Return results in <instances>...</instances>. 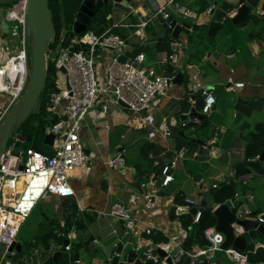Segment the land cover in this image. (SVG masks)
<instances>
[{
	"label": "crops",
	"instance_id": "obj_1",
	"mask_svg": "<svg viewBox=\"0 0 264 264\" xmlns=\"http://www.w3.org/2000/svg\"><path fill=\"white\" fill-rule=\"evenodd\" d=\"M13 1L15 0H0V48L8 47L6 38L10 40L12 46H15L17 42L14 35L17 25H12V21L7 18V12L20 0L16 3ZM168 1L130 0L128 3L130 12L109 7L108 26L105 31L114 25L113 33L126 41L128 57L143 53L146 66L153 68L159 77L172 75L175 77L181 74L182 83H173L164 96L157 97L150 108L140 114H133L128 109L116 105L112 98L99 97L81 121L78 131L88 160L82 169L75 170L69 178L68 184L73 190V195L69 197L45 195L34 208L39 207L41 223L44 222V224L40 222L34 224V232L38 231V235H41L44 231L51 229L61 242H50L48 247L44 248L36 240L38 235L35 233L30 242L36 240V243L28 249L30 242L20 243L17 240L19 230L15 242L20 245V251L14 250L10 258L6 251L3 257L5 261L10 262L12 255L23 250V254L26 252L24 255L21 254L23 264H47L46 260L49 257H52L53 262L63 264L60 260L62 253L68 255L69 264L75 253L76 260L79 259L84 264H101L103 262L98 254L99 244L107 243L110 235L123 238L129 234L128 243L138 244L140 247L161 248L169 254L180 250L197 254L205 248L200 244H192L188 249L184 247L187 231L180 217L182 215L193 217L194 215L189 213L192 208L198 211L202 208H210V213L214 216L211 212L213 206L227 203L228 200L225 203H213L211 194L221 184H227L235 179V167L245 159L244 151L250 133L257 123L264 122V95L258 92L260 86L256 80V76L262 72L264 86V0H259L252 8L258 20L255 24L253 23L254 26L248 24L246 35L240 31L244 27L237 30L236 27L239 24L235 26L230 22L229 18L235 13L225 15L222 22H216L224 25L216 37L214 48L209 49L199 62L190 60L202 46L203 29L210 21H214L213 16H207L205 11L197 13L198 18L189 23L201 27L188 35L181 32L178 39H174L163 30L160 24L162 16L157 14L155 9L164 8L168 15L175 16L177 22H183L184 18L176 17L173 8L181 6L195 12L193 7L198 0H172L173 6ZM218 3L219 6L226 3L236 7L242 4L251 10L249 0H218ZM253 13L249 11L248 15ZM139 18L148 21L144 38L134 34ZM228 22L229 26L224 28ZM232 26H235L234 31L238 34L234 33ZM105 31L101 35L93 34L101 37ZM250 34H262L263 38L255 35L253 39H250ZM78 38L76 36L74 40ZM164 38L167 41L171 38L172 42L174 40L180 45L179 60L175 67L168 62V52L158 49L161 47L158 45L159 39ZM72 42L73 40L69 46L76 45ZM79 46L81 51L87 50L85 45ZM60 47L63 46L60 45L56 50L49 52L51 55L48 57L51 61L55 60L56 51ZM111 56L112 52L109 50L101 48L96 50L95 58L98 59V62H95L96 72L102 80L105 78V69ZM248 71L250 72L247 73ZM247 74L253 79V83L248 84L244 81L243 78ZM195 75H199L202 84L216 94V103L208 116L201 115L196 109L197 101L202 100L201 96L191 95L187 90L188 80ZM229 80L233 83H243L244 86L236 89ZM2 101L3 98L0 97V102ZM192 110L201 118L189 119L182 125L181 116L189 114ZM256 114L259 115L256 116ZM201 123L204 124L201 125ZM18 137L23 142V139ZM184 140L203 141L207 144L206 146H209L207 156L199 155L197 144V148L192 150ZM182 148L186 149V153L182 159H178L177 153ZM119 152H122L125 162L123 171L111 169L106 164ZM174 159L177 163L171 170L173 181L168 187H163L161 186L163 180L161 168ZM198 161L200 165L208 166L209 164V166L197 167ZM256 177L251 173L245 182L238 183L239 193L253 196L251 205L255 215L259 211V208L255 206L258 207L259 203L249 187L254 186ZM241 183L243 186L240 185ZM214 184H217L215 189H213ZM131 195L137 200L131 210L135 229L128 232L123 221L109 216V210L114 203L127 205ZM145 195L153 196L154 208L150 210L144 208ZM185 200H190L192 204L187 206ZM202 204L205 206L202 207ZM79 220L86 226L85 231L77 229L75 224ZM67 225H70L69 231L60 232ZM215 225L216 219L215 224L210 227L215 228ZM44 228L45 230L41 231ZM181 230L185 231L186 237L180 234ZM243 231L245 234L247 230L243 229ZM67 233L74 234L68 252L64 250ZM85 236L90 237L92 241L86 247L74 252L73 244L78 239L84 240ZM262 239L264 240L263 236ZM94 241L97 243L95 244ZM258 246L263 248L264 243L261 245L257 243L254 248ZM151 253L158 257L153 250ZM182 259L180 263L191 262L186 256ZM214 260L220 264L217 259L214 258ZM198 262L207 264L203 258H199Z\"/></svg>",
	"mask_w": 264,
	"mask_h": 264
},
{
	"label": "built area",
	"instance_id": "obj_2",
	"mask_svg": "<svg viewBox=\"0 0 264 264\" xmlns=\"http://www.w3.org/2000/svg\"><path fill=\"white\" fill-rule=\"evenodd\" d=\"M205 1L209 3V6L204 13L211 17L217 9L213 3L218 0ZM168 3L173 6L172 0ZM26 7L27 0H20L7 12V18L17 25L14 32L17 42L15 46L11 45V49L6 46L0 48V97L3 98L0 102V126L25 93L30 78L27 68L29 50L25 28ZM174 8L182 18L191 20L198 18L196 12L188 11L181 6ZM155 11L162 16V19L168 17L164 8H157ZM147 26L148 21L139 18L134 34L139 38H144ZM114 27L113 25L107 29L101 37L93 33H85L73 40V44L85 45L87 48L85 52L73 50V45L60 47L56 51L53 82L57 92L50 95L47 108L50 114L58 118V122L48 129V134L54 136L52 153L45 154L31 148H17V144L22 141L15 136L12 137V142L8 141L0 156V245H3L6 251L16 241L22 223L45 195L57 197L73 195V190L68 184L69 178L75 170L82 169L88 160L78 131L81 121L99 97L112 98L116 105H119L118 101H120L128 107L131 113L140 114L148 110L157 97L164 96L173 85L174 75L159 77L153 68L144 65L145 55L143 53L128 57L126 41L113 33ZM97 48L112 52L111 60L105 69L104 80L100 79L96 72L94 59ZM170 48L171 54L168 62L175 67L179 60L180 45L172 42ZM61 69H64V72ZM229 83L236 89L244 86L243 83H233L231 80ZM186 86L191 95L201 91L200 113L208 116L216 103L215 92L202 84L199 75L191 77ZM166 132L168 134V130ZM185 153V148L180 149L176 158L182 159ZM260 157L261 155L256 156L253 161L260 160ZM176 163L174 159L162 166L161 186L168 187L173 181L171 170ZM106 164L111 169L123 171L125 162L122 152L117 153ZM261 164L264 168V158ZM216 187L217 184H214L213 189ZM253 200L252 195L236 193L224 205L234 213L237 221H251L264 225V219L253 213L251 207ZM136 202V197L131 195L127 200V205L114 203L109 210V216L123 221L128 232L135 229V220L131 210ZM185 203L187 206L192 204L190 200H185ZM143 206L147 210L154 208L153 196L145 195ZM219 206L221 205H214L211 212L214 213ZM200 216L201 211L197 210L193 216V222L197 223ZM231 228L236 237H242L244 232L242 227L234 222ZM180 234L186 237L185 231L181 230ZM204 236L208 244L197 254L183 250L174 254L168 253L172 263L180 264L182 257L186 256L191 260L189 264H199V258H203L207 264H217L213 254L220 250L224 236L214 227L207 228ZM73 239V233L66 234L68 242L64 246L66 252L70 251V242ZM94 243L96 244L97 241ZM224 253L232 264H249L244 253L231 248L225 250ZM145 256L151 264H164V259L153 256L151 250ZM0 264H10V262L3 260ZM72 264L84 263L78 259Z\"/></svg>",
	"mask_w": 264,
	"mask_h": 264
},
{
	"label": "water",
	"instance_id": "obj_3",
	"mask_svg": "<svg viewBox=\"0 0 264 264\" xmlns=\"http://www.w3.org/2000/svg\"><path fill=\"white\" fill-rule=\"evenodd\" d=\"M129 1L130 0H83L75 8L76 16L68 40L72 41L76 36L85 33L91 20L104 7H112L123 12H130L128 6ZM173 11L176 13V17L180 16L174 8ZM249 11L253 13L254 9L250 10L242 4L236 7L223 3L215 10L213 19L215 22H222L225 15L235 13L229 20L233 25L237 26L246 19ZM189 21L194 20L184 18L183 22H177L175 16L169 14L167 18L160 20V24L167 34H170L174 39H178L181 32L188 35L190 32L197 31L198 28L201 27L196 25L193 26ZM25 28L28 38L31 37L29 48L31 58L30 80L25 93L13 106L0 126V156L4 152L12 134L33 112L44 89L47 68V48L54 38V27L48 8V0H27ZM6 42L8 48L11 49V42L8 38H6ZM61 71L64 72V69H61ZM182 80L183 76L177 74L173 83L181 84ZM196 94L200 96L201 91ZM118 104L128 109L124 103L118 101ZM200 118L201 117L192 110L189 114L181 116L180 121L183 125L189 119ZM53 140L54 136L52 134H46L39 151L45 154L52 153ZM193 142L198 145L199 155L203 154L207 156V148L209 146H206L207 144L201 140H194ZM263 158L264 150L261 153L260 160L248 161L246 163L247 168L251 170L255 177L264 176V168L261 164ZM240 185L243 186V183ZM204 206L205 204H202V207ZM196 211V208H192L189 210V213L195 215ZM214 217L216 219L215 230L224 236V241L220 250L215 251L213 254L214 258L217 259L220 264H232L224 253L225 250L233 248L241 253L246 251V240L243 237H236L234 235L233 229L231 228L232 223H237L244 230L254 229L264 238V225H259L251 221H237L234 213L225 205L219 206L214 211ZM129 239V234H126L123 238L110 235L107 243L101 242L99 244L98 253L101 261L106 264H151V261L146 259L145 254L153 250L159 258L164 259V264H173L171 258L168 257V253L163 249L151 248L150 246L140 247L138 244L128 243ZM67 243V240L64 241V245H67ZM14 250L20 251V245L16 242L11 244L7 249L8 258H10Z\"/></svg>",
	"mask_w": 264,
	"mask_h": 264
},
{
	"label": "trees",
	"instance_id": "obj_4",
	"mask_svg": "<svg viewBox=\"0 0 264 264\" xmlns=\"http://www.w3.org/2000/svg\"><path fill=\"white\" fill-rule=\"evenodd\" d=\"M18 0L13 1L16 3ZM83 0H48V8L50 10L51 14V20L54 27V38L49 43L47 48V68H46V79L44 84V89L37 101V104L33 110V112L30 114V116L21 124V126L16 130L19 132L21 129H23L19 134V136L23 139V142L19 145V148L23 149H35L40 150L42 147L43 139L47 133V130L55 125L58 122V118L52 114H50L47 111L48 108V102L50 95L52 93L57 92V89L54 84V61L50 59L49 52L56 50L58 46L67 47L71 44V41L68 40L69 33L72 29V25L76 16V6L80 4ZM259 0H249L250 8H254V6L257 5ZM215 7L219 6L218 1L213 3ZM209 6V3L205 0H198L196 2V5L193 7L194 11L196 13H203L207 7ZM110 8L104 7L100 10L98 14L94 16V18L91 20L90 25L87 28V31L85 33H94L97 35H101L105 29L108 26V20L107 16L109 15ZM257 16L253 14H249L246 19H244L239 25L236 27L237 30L245 27L249 24L251 21L255 24L257 21ZM253 24V25H254ZM223 23H216L214 21H210L208 25L203 29L204 33L201 36L202 39V46L197 50L196 54H194V57L191 58V62H199L202 57L205 55V53L209 50L214 48L215 46V40L219 33V31L222 29ZM233 31L235 30V26H232ZM264 30V28H263ZM85 33H82L78 35V37L83 36ZM235 34H238L234 31ZM258 38H263L262 34H255ZM255 35L250 34V39H253ZM171 41V42H170ZM172 43V39H168V41L164 39H159L158 45L159 51H167L168 56L171 54V49L168 47L170 43ZM174 42V40H173ZM168 45V46H167ZM79 45H74L73 50L80 51ZM202 106V100L199 99L197 101L196 109L200 111ZM204 124V123H203ZM201 123V125H203ZM263 134H264V122L257 123L250 133L246 146L244 151V161L240 164L236 165L235 167V179L228 182L227 184H221L213 190L211 194V201L213 203H225L227 200L232 198L236 193H239V182H245L246 178L251 175V170L247 168L246 162L247 160H251L255 158L258 154H261L264 150V140H263ZM186 145L194 150L196 149L197 145L192 140H184ZM191 150V151H192ZM243 194V193H241ZM252 207V205H251ZM201 216L199 218V221L197 223L193 222V217L190 215H182L180 217L183 227H185L187 231V237L184 241V247L186 249L189 248L192 244H200L203 246H206L208 244L207 240L204 236V231L215 224V218L210 213V208H202L201 210ZM258 217H262L264 219V204L258 213L256 214ZM76 227L80 231H85L86 226L82 224V221L79 220V222H76ZM70 229V225H67L65 228H62L60 232H67ZM246 242H247V249L244 252V254L247 256L249 264H264V247L258 246L254 248V245L257 244L254 240L258 239L259 243H264V240L262 239V236L254 229H249L245 232V234L242 235ZM86 239V240H85ZM85 239H78L74 244L72 250L74 252H77L78 249L86 247L92 240L90 237L85 236ZM36 240L41 243L44 248H47L49 243H60V239L57 238V234L51 230L48 229L44 231L41 235H38ZM36 240L34 242H30L28 249H30L32 244L36 243ZM23 251V250H22ZM15 253L14 255H21L23 252ZM72 264L76 258V253L71 257ZM185 258V257H184ZM60 260L63 261V264H69V258L67 254H60ZM183 260V259H182ZM47 264H57V262H53L52 257H49L46 260ZM184 262L182 261L183 264ZM205 264V263H204Z\"/></svg>",
	"mask_w": 264,
	"mask_h": 264
},
{
	"label": "rangeland",
	"instance_id": "obj_5",
	"mask_svg": "<svg viewBox=\"0 0 264 264\" xmlns=\"http://www.w3.org/2000/svg\"><path fill=\"white\" fill-rule=\"evenodd\" d=\"M219 3H220V2H219ZM13 24H15L14 21H12V25H13ZM249 24H253V23L250 21ZM12 25H11V26H12ZM227 26H229V22H228V24H226V25L224 26V28L227 27ZM248 26H249V25H247L246 27H244V28H242V29L240 30V31L243 32V35H246V34L248 33ZM252 26H254V25H252ZM225 30H227V29H225ZM14 42H15V39H14ZM30 43H31V37H29L28 40H27L28 50H29V48H30ZM50 55H51V54H49V56H50ZM94 60H95L96 63L98 62V59H97V58H95ZM144 65L146 66L145 63H144ZM27 68H28V74H29V76H30V70H31V58H30V53H29V52H28V55H27ZM250 71H252V70H250ZM250 71H248L247 73H249ZM262 77H263L262 72H260L259 75L256 76V80H257V84L260 86L258 92L261 93L262 95H264V86H263V84H262ZM243 79H244V81H246L248 84L253 83V79H251L250 76H249L248 74H247V76H244ZM29 80H30V78H29ZM28 84H29V81H28L27 85H28ZM258 115H259V114H256V116H258ZM22 130H23V129H21L19 132L15 131V132L12 134L11 138L9 139L10 142L13 141L12 137L19 136V135H20L19 133H20ZM210 130H211V129H210ZM16 147L18 148V147H19V144H17ZM201 160H202V159H201ZM201 165L204 166V167H208V166H209V164H208V166H206V164H201ZM201 165H200V161H198V162L196 163V166H197V167H201ZM249 188L252 189V191L254 192V194L256 195V197H257V199H258V203H259V205L257 204L258 207H257V206H255V207H256V208H260V210H261V208H262V206H263V204H264V176H257V177H256V180H255V182H254V186L249 187ZM39 222L41 223L42 220H41V216H40V213H39V207H37L36 209L33 210L31 216H30V217L24 222L23 226H22L21 229H20V234H19L17 240H18L20 243L30 242V241L33 239V236L36 235L35 233L38 232V231L34 232V231H35V226H34V224L39 223ZM41 224H44V222L41 223ZM44 230H45V228H44L43 230H41V231H44ZM38 234H39V233H37V235H38ZM254 241H255L256 243L259 242L258 239L254 240ZM5 254H6V249H5V247H4L3 245H0V261H3V260H4L3 257L5 256ZM24 254H26V252H24ZM24 254H23V255H24ZM23 255H12V257H11V259H10L11 264H23V258H22Z\"/></svg>",
	"mask_w": 264,
	"mask_h": 264
}]
</instances>
